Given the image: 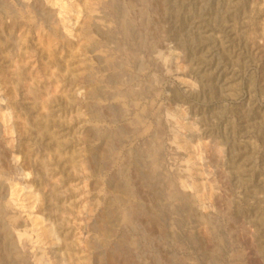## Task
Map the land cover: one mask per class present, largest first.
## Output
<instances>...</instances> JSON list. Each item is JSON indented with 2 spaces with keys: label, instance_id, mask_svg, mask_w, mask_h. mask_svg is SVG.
Masks as SVG:
<instances>
[{
  "label": "rangeland",
  "instance_id": "1",
  "mask_svg": "<svg viewBox=\"0 0 264 264\" xmlns=\"http://www.w3.org/2000/svg\"><path fill=\"white\" fill-rule=\"evenodd\" d=\"M67 1L79 14L69 25L47 0H0V106L13 127L0 131V175L19 169L30 216L59 235L54 254L264 264V0ZM175 110L199 136L201 202L169 141ZM6 199L0 264H35L38 246L16 240L27 209L3 218Z\"/></svg>",
  "mask_w": 264,
  "mask_h": 264
},
{
  "label": "bare ground",
  "instance_id": "2",
  "mask_svg": "<svg viewBox=\"0 0 264 264\" xmlns=\"http://www.w3.org/2000/svg\"><path fill=\"white\" fill-rule=\"evenodd\" d=\"M47 2L52 6V8H54L53 17H56L57 22H61L62 25H64V24L69 25V22L72 19L71 14L77 12L76 7H74L72 4H70V2H68L67 0H47ZM76 14H78V12ZM46 20L50 21V13H48V19L46 18ZM50 23H51V26L54 25V23L52 21H50ZM51 29H52L51 33H53V35H54L55 28L51 27ZM169 60H171V59H169ZM121 99H123V97H121ZM120 102L123 103L124 101L122 100ZM167 116L170 120L169 123L171 125V139L169 141H171V143L175 145V148L177 150H182V151L186 152V155H185L186 158L184 159V161H185V169L184 170H185V174H187L186 176H187V180H188V181H186L187 182L186 185L188 188L192 189L195 194H198L200 192V193H203V195H201V196H204L205 195L204 194L205 193L204 192V185H202V183L199 184L200 182L197 183V179L194 178V176L198 175V172L195 169V167H196V163L200 159L198 157L199 145L196 144V140L198 141L199 136L195 135L191 132V130H192V128L190 127L191 125L189 126L188 123L187 124L183 123L184 122L183 120H185L184 119L185 116L182 113V111L181 112L180 111L178 112L176 110L171 111L170 114H168ZM10 123H11L10 122V112L7 111L6 107L0 106V131L3 129L4 132H6L8 134V136H10L9 134L12 132V130H11L12 126H10ZM37 130L41 135L48 134V132H49L48 127L45 124H40L39 127L37 128ZM52 138H53V136L51 137V139ZM55 145H57V144L55 143ZM57 148H58V151L61 150V147L59 145L57 146ZM13 161L16 162L15 159H13ZM69 162L70 163L72 162L71 158H69ZM18 170L19 169L15 167L14 170L12 171V173H6V174L1 173V175H0L3 178V182H6V186L4 184L2 185L3 182L2 183L0 182V198H1L2 194H4V193L7 197V199H6L7 201L3 205L4 207L1 208V215L3 218H5L6 215L8 216L9 213H8L7 209L10 207H13L16 204L18 205V203L21 201L22 206L21 205H18V206L20 209H22L23 207H25L27 209L28 215L25 217V219H23V224L24 225L27 224V226H29V229L27 230V233L29 232V234H26V231L23 233H20V234L17 233L16 234V240L20 241L22 239V237H24L25 242L31 244L32 247L35 244L38 246L37 247L38 253L34 256L35 264H58V263L61 264L62 263L61 258L59 256H57L56 254H54L57 251L56 250L57 248L51 249L52 246L57 247V244H58L57 241H59V235H58L56 229L53 228V226H51L49 224H44L43 223L44 220L42 221L39 218H33L30 216L31 206H30V203L28 202V200L30 198V195H29L30 192L27 189V187H25V185H24V188H20L18 186V184L21 182L19 180V178H17L16 172ZM195 172H197V173H195ZM50 193H52L51 195L48 196V198H50V199L53 196L57 195L56 191H53V190L50 191ZM198 195L196 196V198L198 200H200V202H201L202 198L200 197V195L199 196ZM175 197H177V195ZM56 209H54V210L56 211ZM122 215H123V216H121L122 220L127 221L128 220L127 214L122 212ZM11 220L12 221H10V227H11V225L14 226V224H16V220L14 218H11ZM19 224H21V222H19ZM18 226L19 225H16V228ZM0 230L4 234L5 239H8L10 237L9 227H6V225H5L2 227V229L0 228ZM64 244H66V243H64ZM34 252H35V250H34ZM22 264H26V262L22 261Z\"/></svg>",
  "mask_w": 264,
  "mask_h": 264
}]
</instances>
